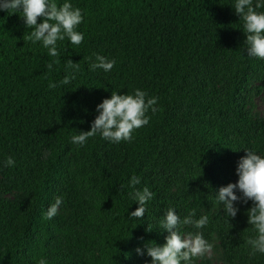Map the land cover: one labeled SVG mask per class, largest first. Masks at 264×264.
<instances>
[{"label": "trees", "instance_id": "obj_1", "mask_svg": "<svg viewBox=\"0 0 264 264\" xmlns=\"http://www.w3.org/2000/svg\"><path fill=\"white\" fill-rule=\"evenodd\" d=\"M55 2L71 3L83 15L76 31L84 40L78 46L58 40V57L42 42L23 39L31 29L20 11H0V165L22 194L15 203L0 198V264H152L145 245L166 243L169 233L160 227L166 211L174 209L181 221L190 214L194 193L178 195L175 187L192 178L218 193L238 182L246 151L264 157V122L245 111L248 82L264 63L247 53L236 0ZM94 54L115 60L112 70H90ZM69 59L78 71L67 67ZM70 74L76 79L61 84ZM136 89L157 97L158 110H149V123L130 141L113 143L98 133L83 146L71 142L91 130L97 106L113 91L134 95ZM184 107L186 121L179 116ZM9 157L14 166H6ZM133 176L140 180L135 187ZM145 187L153 197L144 217L131 218L139 208L132 194ZM12 188L0 183V194ZM236 195L243 196L238 189ZM55 197L70 205V221L44 218ZM234 206L243 226L253 202ZM234 229L226 239L233 263L264 264V254H251L245 230Z\"/></svg>", "mask_w": 264, "mask_h": 264}, {"label": "clouds", "instance_id": "obj_2", "mask_svg": "<svg viewBox=\"0 0 264 264\" xmlns=\"http://www.w3.org/2000/svg\"><path fill=\"white\" fill-rule=\"evenodd\" d=\"M264 8V0L256 3L253 7V0H236L234 9L240 20L244 22L246 34L247 53L249 56L258 57L264 60V13H258L256 9ZM0 11H20L21 19L26 27L31 29L30 34L24 35L25 41L42 42L44 48L48 49L50 57H58L57 41H63L66 37L73 45H80L84 40L83 34L76 31L78 25L83 22L82 10L73 8L71 3L65 2L58 6L55 0H0ZM44 18L43 23H38V18ZM94 63L90 61V70L102 69L109 72L114 67L116 61H109L106 57L94 54ZM55 63H59L56 60ZM69 69L79 70V63L67 60ZM53 64L49 63L47 68L52 70ZM74 74L66 76L60 83L67 85L75 80ZM56 83L49 84L50 89H55ZM158 98L149 97L140 89H136L134 95H120L113 91L110 99H104L97 106L99 115L91 125V130L79 132L71 138L73 144L83 146L88 138L94 137L98 133L102 138L113 143L130 141L132 132L135 129L147 125L150 117L147 116L149 110L153 114L157 112L156 105ZM247 155L238 162L237 175L238 182L221 187L216 196L219 203L223 204L224 212L231 218H235L239 209L234 205L243 199L244 203L249 200L253 202V207L249 209L247 215L248 223L253 226L257 233L256 238L248 239L247 244L252 248V255L257 252L264 254V157L257 155L254 151H246ZM15 161L9 157L6 166H14ZM140 183L138 177L133 176L130 180L132 187ZM243 196H237L236 190ZM134 199L139 204V208L130 214L131 218H143L145 214L144 205L152 199L153 193L145 187L142 191H135ZM62 204V199L57 197L55 202L49 206L44 218L52 219L58 213ZM196 211L193 209L190 214L181 221L174 209H168L160 220V227L169 233L166 243L158 246L155 242L145 245L147 255L151 257L152 264H191L193 258L203 257L211 253L212 244L208 243L200 233L182 236L178 227L184 225H194L201 229L208 223V217L201 216L193 219ZM147 231L151 232V225ZM143 255L141 249L136 250ZM39 264H47L41 259Z\"/></svg>", "mask_w": 264, "mask_h": 264}, {"label": "rangeland", "instance_id": "obj_3", "mask_svg": "<svg viewBox=\"0 0 264 264\" xmlns=\"http://www.w3.org/2000/svg\"><path fill=\"white\" fill-rule=\"evenodd\" d=\"M262 60V59H261ZM264 63V60H262ZM248 98L245 107V111L254 119L264 122V71L256 75L248 82ZM179 116L183 121L190 118L189 108L184 107L179 111ZM70 171L73 173L76 170L75 160H71ZM0 183H7L13 188L8 193L0 194V198L11 203L18 202L22 198L21 192L15 188L14 177L11 173L0 165ZM174 193L182 195L186 192L194 193V197L188 202L190 212L194 209L196 211L193 219H199L201 216L208 217V223L201 229H197L194 225H182L180 228V234L187 236L188 234L200 233L203 238L212 244L211 253L205 254L203 257L195 258V264H234L232 261L231 247L227 244V237L233 232L235 227L244 229L246 239H252L251 236L255 232L253 226L248 223V219L245 218V224L239 226L237 222V215L235 218H231L224 212L222 203H219L216 199L218 193H211L209 190L203 189L201 186L194 184V180L191 178L188 182H184L178 187L173 189ZM57 197L52 201L55 202ZM51 204V205H52ZM189 212V213H190ZM57 215L60 216L62 222H68L71 219L72 211L68 202L62 200V204L58 209ZM229 226V227H228ZM230 228L231 232L227 229ZM52 246H60V243L53 242ZM62 250H67L62 247ZM235 264H240V260H237ZM245 264H251L247 261ZM260 264V263H257Z\"/></svg>", "mask_w": 264, "mask_h": 264}]
</instances>
